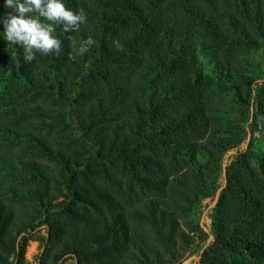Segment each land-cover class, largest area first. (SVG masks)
Masks as SVG:
<instances>
[{"label":"trees","instance_id":"obj_1","mask_svg":"<svg viewBox=\"0 0 264 264\" xmlns=\"http://www.w3.org/2000/svg\"><path fill=\"white\" fill-rule=\"evenodd\" d=\"M62 3L86 23L54 24L59 55L26 63L0 0V264H174L207 238L197 209L246 137L264 0ZM69 36L94 44L79 55ZM256 96L264 118V82ZM251 146L224 169L199 264H264V153Z\"/></svg>","mask_w":264,"mask_h":264},{"label":"clouds","instance_id":"obj_2","mask_svg":"<svg viewBox=\"0 0 264 264\" xmlns=\"http://www.w3.org/2000/svg\"><path fill=\"white\" fill-rule=\"evenodd\" d=\"M5 7L12 11L2 20L4 38L8 43L23 47L26 63L34 60V50L44 55H59L61 42L53 35L54 24L63 25L65 32H77L80 25L86 23L83 10L73 12L65 7L62 0H5ZM32 13L38 15H30ZM41 17L51 23H42ZM68 39L73 40V49L79 55L87 53L94 44L93 38L89 36L77 50L74 38L69 36ZM113 44L117 50L121 48L118 40H114Z\"/></svg>","mask_w":264,"mask_h":264},{"label":"rangeland","instance_id":"obj_3","mask_svg":"<svg viewBox=\"0 0 264 264\" xmlns=\"http://www.w3.org/2000/svg\"><path fill=\"white\" fill-rule=\"evenodd\" d=\"M199 60L202 64H206L208 62L207 57H199ZM251 60L254 61L255 71L260 75V78L255 80L253 85V93H252V101L249 109V122L250 124L246 125V137L243 142L236 148L227 151V153L223 157L222 168L223 171L219 173L215 182V190L213 194L206 197L201 201L199 208L197 209V215L199 218V224L202 227L203 231L207 234V238L205 241H198L196 244L190 249L188 253L184 255V257L174 263V264H199L200 257L202 252L207 247L208 243L212 241L211 235V217L213 212V207L216 203L219 191L225 185L224 178V169L230 165V163L236 158L237 154L246 150L249 144H251V149L255 150L259 153H264V118H262L258 114V104H257V87L264 82V50H255L251 52ZM227 109L231 107L232 102H227ZM253 134H257L258 136L253 137ZM45 233V230H43ZM41 249H39V244L36 241H30L26 247L25 251V259L30 263H36L37 257ZM67 264H74V261L70 259L67 261Z\"/></svg>","mask_w":264,"mask_h":264},{"label":"built area","instance_id":"obj_4","mask_svg":"<svg viewBox=\"0 0 264 264\" xmlns=\"http://www.w3.org/2000/svg\"><path fill=\"white\" fill-rule=\"evenodd\" d=\"M256 136H258L257 134H253V137H256Z\"/></svg>","mask_w":264,"mask_h":264}]
</instances>
